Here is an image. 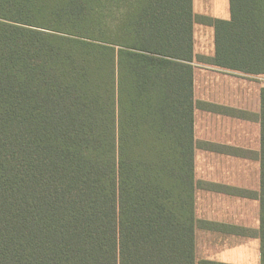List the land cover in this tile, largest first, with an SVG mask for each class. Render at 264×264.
<instances>
[{
    "label": "trees",
    "instance_id": "trees-1",
    "mask_svg": "<svg viewBox=\"0 0 264 264\" xmlns=\"http://www.w3.org/2000/svg\"><path fill=\"white\" fill-rule=\"evenodd\" d=\"M229 3L0 0V264H224L194 256V24L264 77V0Z\"/></svg>",
    "mask_w": 264,
    "mask_h": 264
},
{
    "label": "crops",
    "instance_id": "crops-1",
    "mask_svg": "<svg viewBox=\"0 0 264 264\" xmlns=\"http://www.w3.org/2000/svg\"><path fill=\"white\" fill-rule=\"evenodd\" d=\"M192 7L202 18L231 17L229 0H192ZM199 29L210 32L211 50L202 47L203 34L196 49ZM193 39L195 261L260 264V90L264 83L258 76L197 59L214 56L212 25L195 23Z\"/></svg>",
    "mask_w": 264,
    "mask_h": 264
},
{
    "label": "rangeland",
    "instance_id": "rangeland-1",
    "mask_svg": "<svg viewBox=\"0 0 264 264\" xmlns=\"http://www.w3.org/2000/svg\"><path fill=\"white\" fill-rule=\"evenodd\" d=\"M202 34H203V37H204L203 42H202V44H203L202 47H204L205 50H211L212 43H213V38H212V36H211V34H210V32L208 30H206L205 33H203L201 29L196 31V49H197V47H200V45H201V35ZM213 48H214V51H215V46ZM196 57H197V59L200 62H204V63H207V64L214 65L211 61H209V59H206L203 56H196ZM258 77L264 83V77L263 76H258Z\"/></svg>",
    "mask_w": 264,
    "mask_h": 264
}]
</instances>
